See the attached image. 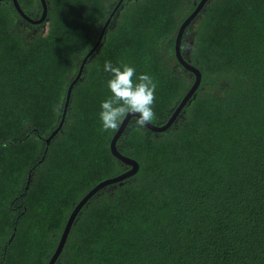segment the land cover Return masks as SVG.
Here are the masks:
<instances>
[{"label":"trees","instance_id":"obj_1","mask_svg":"<svg viewBox=\"0 0 264 264\" xmlns=\"http://www.w3.org/2000/svg\"><path fill=\"white\" fill-rule=\"evenodd\" d=\"M115 1L46 0L33 31L0 2V264H47L82 197L126 170L100 130L105 61L153 77L156 126L193 82L173 45L195 0H135L112 19ZM202 9L180 45L194 99L163 133L129 121L116 147L138 172L89 199L55 264H264V0Z\"/></svg>","mask_w":264,"mask_h":264},{"label":"water","instance_id":"obj_2","mask_svg":"<svg viewBox=\"0 0 264 264\" xmlns=\"http://www.w3.org/2000/svg\"><path fill=\"white\" fill-rule=\"evenodd\" d=\"M5 1V0H0V2ZM10 1L14 7L15 12L26 22L29 23L31 25H37L42 23L47 16V2L46 0H38L41 6V15L38 19H32L31 17H29L20 7L19 3L17 0H7ZM208 2V0H199V3L196 5L195 9L193 10V12L182 22V24L180 25L178 32H177V36L175 38L174 41V53H175V57L178 61V63L180 64V66L186 70L187 72L191 73L194 76L193 82L190 86V88L187 90V92L185 93V95L182 97V99L180 100V102L178 103V105L176 106L175 110L173 111V113L171 114V116L169 117V119L167 120V122L161 126H156L153 125L152 123L148 124L146 126L147 129H149L150 131H152L153 133H163L165 132L169 127H171L173 125V123L176 121L177 117L183 112L184 107L189 104L191 99H194L195 97V92L198 89L200 83H201V73L198 69H196L194 66L190 65L189 63H187L182 55H181V50H180V45H181V38H182V34L184 32V30L186 29V27L191 23V21L194 19V17L200 12V10L205 6V4ZM109 22V20L106 22L105 26L102 29L101 35L104 33L105 27L107 25V23ZM99 37V38H100ZM93 47L90 52L84 57L82 64L80 66V69L77 73L76 78L72 81V83L69 85V88L67 90L66 93V97H65V102H64V106H63V112H62V117L60 120V123L57 127V129H55V131L51 134V136L46 140V143L49 142L50 138H52L57 132L58 130L61 128L63 121L65 119V114H66V110L69 104V99H70V95H71V90L73 88V85L76 83L77 79L80 77L82 68L84 66V63L87 59V57H89V55L94 51ZM133 116H129L125 119L124 123L121 124L120 128L118 131H116L109 143V149H110V153L112 154L113 157H115L119 162L123 163L126 167V170L112 178H108L105 179L103 181H101L100 183H98L97 185H95L88 193H86V195H84L82 197V199L77 203V205L74 207V209L72 210V212L70 213L66 224L62 230V233L60 235V238L58 240V243L56 245V248L54 250V252L52 253L51 257L48 260L47 264H55L56 261L58 260L63 247L65 245V242L67 240V237L69 235V232L72 228V225L74 224V221L76 219V217L78 216V214L80 213L81 209L85 206V204L89 201V199L96 193L98 192L100 189L110 186L112 184L121 182L129 177L134 176L138 170H139V164L131 159L128 158L126 156H123L122 154L119 153L116 144L118 139L120 138V136L123 134L126 126L128 125L129 121L131 119H133Z\"/></svg>","mask_w":264,"mask_h":264},{"label":"clouds","instance_id":"obj_3","mask_svg":"<svg viewBox=\"0 0 264 264\" xmlns=\"http://www.w3.org/2000/svg\"><path fill=\"white\" fill-rule=\"evenodd\" d=\"M104 71L111 75L107 81L110 95L100 105V130L116 132L130 115L135 118L139 128H145L155 118L157 84L153 77L137 75L135 67L128 64L114 66L111 61H105ZM7 146V143L3 145L5 148Z\"/></svg>","mask_w":264,"mask_h":264},{"label":"flooded vegetation","instance_id":"obj_4","mask_svg":"<svg viewBox=\"0 0 264 264\" xmlns=\"http://www.w3.org/2000/svg\"><path fill=\"white\" fill-rule=\"evenodd\" d=\"M199 3V0H195V1H193L192 2V5H193V8L195 9V7H196V5ZM136 4V2H135V0H116L115 1V3H113L112 5H114L113 7H112V9L110 10V13H109V15L108 16H110L111 15V18L113 19H115V17L117 16V15H119V9H124L126 6H128V5H135ZM208 4V2L205 4V6ZM20 5V4H19ZM204 6V7H205ZM193 9V10H194ZM193 10L188 14V15H190L192 12H193ZM24 11V10H23ZM203 11V9L202 10H200V12L199 13H201ZM25 12V11H24ZM28 16L30 15H32V13H30V12H25ZM198 13V14H199ZM39 15V13L37 12V14L35 15L36 17ZM187 15V16H188ZM197 16H195L194 17V19L191 21V23H190V25L189 26H187L186 27V29L184 30V32H183V34H182V39L185 41V40H190L191 41V39H192V35H191V25H193L194 24V22L196 21V18ZM185 20V19H184ZM183 20V21H184ZM182 21V22H183ZM182 24V23H181ZM180 24V25H181ZM22 25H24V26H27L28 28H31V26H34V27H39V24H37V25H31V24H26V23H24V22H22ZM180 25H179V27H180ZM179 27L177 28V32H178V29H179ZM189 28V30H187ZM35 29H37V28H33L32 29V31L33 30H35ZM176 32V33H177ZM175 38H176V36H175ZM174 46V45H173ZM181 49H182V46H181ZM182 51V50H181ZM182 55H183V57L185 58V51H182Z\"/></svg>","mask_w":264,"mask_h":264},{"label":"rangeland","instance_id":"obj_5","mask_svg":"<svg viewBox=\"0 0 264 264\" xmlns=\"http://www.w3.org/2000/svg\"><path fill=\"white\" fill-rule=\"evenodd\" d=\"M35 28H37V29H38V27H35ZM40 28H42V29H44V30H45L46 26L44 25L43 27H40ZM30 29H33V28L31 27Z\"/></svg>","mask_w":264,"mask_h":264}]
</instances>
